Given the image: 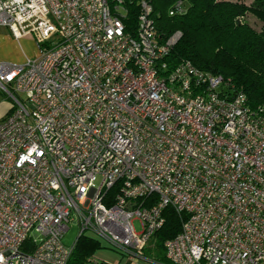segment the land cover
<instances>
[{
    "label": "built area",
    "instance_id": "obj_1",
    "mask_svg": "<svg viewBox=\"0 0 264 264\" xmlns=\"http://www.w3.org/2000/svg\"><path fill=\"white\" fill-rule=\"evenodd\" d=\"M0 27L37 45L0 60V264H67L80 235L141 257L167 207L170 264H264V102L171 65L149 0H0Z\"/></svg>",
    "mask_w": 264,
    "mask_h": 264
},
{
    "label": "trees",
    "instance_id": "obj_2",
    "mask_svg": "<svg viewBox=\"0 0 264 264\" xmlns=\"http://www.w3.org/2000/svg\"><path fill=\"white\" fill-rule=\"evenodd\" d=\"M149 1L160 39L181 32L167 58L171 65L190 60L204 71L230 79L234 90L245 93L250 106L264 102V0H182L185 10L174 16L168 15V9L176 0ZM132 5L130 19L134 20L136 3ZM247 14L262 23L259 30L243 19ZM163 215L154 249L145 253L157 260L165 258L162 242L176 235L181 225L173 208L164 209ZM100 247L95 238L78 236L67 264H114L94 258Z\"/></svg>",
    "mask_w": 264,
    "mask_h": 264
},
{
    "label": "rangeland",
    "instance_id": "obj_3",
    "mask_svg": "<svg viewBox=\"0 0 264 264\" xmlns=\"http://www.w3.org/2000/svg\"><path fill=\"white\" fill-rule=\"evenodd\" d=\"M246 20L252 27L255 29L259 30L262 23L255 18L251 14H247L243 18ZM0 32H3L4 34H10L12 37V41L9 43H5V48L10 52V56L4 60L6 61H11V62H16V63H22L24 62L27 58L34 57L37 53V45L35 40L33 39L32 36H24L22 38L16 39L12 32L6 27H0ZM11 106V100L6 97V95L2 92H0V118L5 114V112L8 110V108ZM76 221V220H75ZM135 227L138 230L139 229V224L137 221H134ZM78 225L75 222H71L69 229L64 233L63 236V243L65 245H72L76 237L78 236ZM154 245L151 247H145L142 250V253H147V249L151 248L154 249ZM106 253H114L112 249L108 248H101L98 251L95 252L94 258L96 259L97 257L104 258V255H107Z\"/></svg>",
    "mask_w": 264,
    "mask_h": 264
},
{
    "label": "crops",
    "instance_id": "obj_4",
    "mask_svg": "<svg viewBox=\"0 0 264 264\" xmlns=\"http://www.w3.org/2000/svg\"><path fill=\"white\" fill-rule=\"evenodd\" d=\"M11 41H12V37L10 36V34H4L3 32H0V60H4L10 56L9 55L10 52L6 50L4 44L6 42L10 43ZM101 248L106 249L107 247L101 246L96 251H98ZM113 252L114 253H106L107 255H104V258H101L100 256L97 258L106 260L114 264H170L166 260V258L157 260L149 254L145 255V253L141 257H134V256H127V255L121 254L115 250H113Z\"/></svg>",
    "mask_w": 264,
    "mask_h": 264
}]
</instances>
